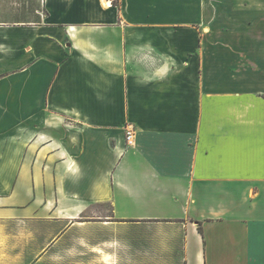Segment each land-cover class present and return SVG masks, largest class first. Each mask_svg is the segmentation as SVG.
I'll return each instance as SVG.
<instances>
[{"label":"crops","instance_id":"crops-1","mask_svg":"<svg viewBox=\"0 0 264 264\" xmlns=\"http://www.w3.org/2000/svg\"><path fill=\"white\" fill-rule=\"evenodd\" d=\"M38 1H0V224L90 213L162 229L145 264H264V0Z\"/></svg>","mask_w":264,"mask_h":264},{"label":"rangeland","instance_id":"rangeland-1","mask_svg":"<svg viewBox=\"0 0 264 264\" xmlns=\"http://www.w3.org/2000/svg\"><path fill=\"white\" fill-rule=\"evenodd\" d=\"M6 1L21 10L23 4H30V14L24 13L28 18L40 3ZM16 14L22 16V11ZM82 217L92 223L75 224L63 232L45 220L0 224V264H145L140 254L145 249L146 234L159 236L163 231L98 224L90 213ZM60 234L61 239L51 246L49 243Z\"/></svg>","mask_w":264,"mask_h":264},{"label":"built area","instance_id":"built-area-1","mask_svg":"<svg viewBox=\"0 0 264 264\" xmlns=\"http://www.w3.org/2000/svg\"><path fill=\"white\" fill-rule=\"evenodd\" d=\"M135 130L133 128H128L126 131V141L129 146L134 144Z\"/></svg>","mask_w":264,"mask_h":264},{"label":"trees","instance_id":"trees-1","mask_svg":"<svg viewBox=\"0 0 264 264\" xmlns=\"http://www.w3.org/2000/svg\"><path fill=\"white\" fill-rule=\"evenodd\" d=\"M200 231H202V229L200 228Z\"/></svg>","mask_w":264,"mask_h":264}]
</instances>
